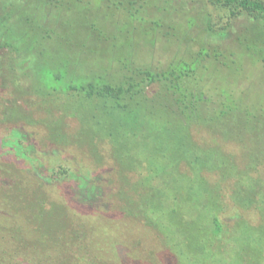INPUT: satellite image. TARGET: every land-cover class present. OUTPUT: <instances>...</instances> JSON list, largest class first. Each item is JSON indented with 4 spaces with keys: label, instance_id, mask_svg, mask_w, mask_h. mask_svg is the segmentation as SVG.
<instances>
[{
    "label": "trees",
    "instance_id": "1",
    "mask_svg": "<svg viewBox=\"0 0 264 264\" xmlns=\"http://www.w3.org/2000/svg\"><path fill=\"white\" fill-rule=\"evenodd\" d=\"M205 1L222 10L205 31L223 37L235 19L251 18L254 36L240 39V55L264 61V0ZM35 4L16 27L3 25L12 14L0 12V50L11 55L3 76L14 85L2 117L28 127L18 142L41 124L59 151L90 162L76 171L53 166L35 141L27 163L0 155V264H140L145 253H170L172 232L196 247L203 236L212 248L226 233L228 201L236 226L263 234L264 110L226 91L215 99L204 86L205 62L233 69L237 60L206 46L165 67L137 60L129 26L144 22L151 0ZM99 168L104 175L95 176ZM135 226L156 231L159 252L128 242Z\"/></svg>",
    "mask_w": 264,
    "mask_h": 264
},
{
    "label": "rangeland",
    "instance_id": "2",
    "mask_svg": "<svg viewBox=\"0 0 264 264\" xmlns=\"http://www.w3.org/2000/svg\"><path fill=\"white\" fill-rule=\"evenodd\" d=\"M36 1L0 0V12L12 14L10 20L3 22V25L7 23L11 24V27H16L21 16L32 14ZM65 15L68 16L66 13ZM221 15V8H217L205 0H151L148 11L143 13L144 22L136 20L129 26L134 39L133 49L137 53L135 58L154 67H165L174 58L188 57L191 53H196L202 46H206L212 53L214 50L222 51L229 59H236L237 63L234 64L233 69H229L223 65L205 62L208 65L204 80L205 91L212 94L215 99L222 98L221 95H225L223 91L231 94V97L234 98L242 97L248 108L256 109L262 113L264 110V61L248 54L240 55L242 51L240 39L246 37L252 39L254 21L246 16H241L234 20L225 36L208 34L205 31L207 20L220 19ZM113 18L121 23L126 21L125 16L121 14H115ZM154 20H158L161 26L153 28ZM0 29H2L1 23ZM10 56L5 50H0V155L21 164L27 163L28 159L26 158L31 159L34 154L29 143L35 141V144L44 151L47 163L53 166L61 164L62 168L69 167L73 171L83 170L81 165L84 166L83 161L90 162L88 158L74 150L72 152L59 151V146L48 140L46 127L41 124L38 125L40 130L33 137L27 136L25 142L16 140V134H20L21 130H28V127L23 123H16L11 117L9 119L2 117L4 99L10 97L7 92H11L14 86L11 82H5L3 76ZM131 58L133 59V57ZM33 79L34 76L31 81ZM22 80H17V83L23 87L26 84ZM76 126L75 119L67 120L68 130H74ZM224 144H227L228 147L231 146L228 143ZM95 171V176L104 175L102 168ZM228 202L222 217L226 233L221 236V241L216 240L212 248L207 247L203 236L199 237L200 245L198 247L192 245V247L184 243L183 237L172 232L167 242V249L178 256L171 252H165L158 257H150L151 255L145 253V258L140 259L139 263L177 264V259L181 258V264H264V233L255 232L248 225L243 227L239 224L236 226L235 223L240 216L236 214L235 205ZM242 215L250 222L248 224L253 226L260 224V219L255 212L243 211ZM129 232L128 242L131 243L136 239L134 244L141 242L139 244L141 247L144 243L142 249L144 252L153 250L159 252L162 248L154 239L157 235L156 231L149 227L135 226ZM203 256L207 258L203 259L202 263L198 259Z\"/></svg>",
    "mask_w": 264,
    "mask_h": 264
}]
</instances>
